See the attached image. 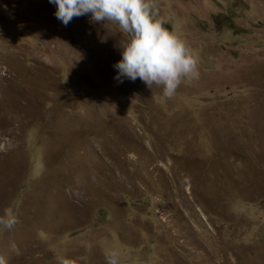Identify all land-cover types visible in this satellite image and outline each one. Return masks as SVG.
I'll return each instance as SVG.
<instances>
[{"label":"rangeland","instance_id":"374dc122","mask_svg":"<svg viewBox=\"0 0 264 264\" xmlns=\"http://www.w3.org/2000/svg\"><path fill=\"white\" fill-rule=\"evenodd\" d=\"M158 6L199 57L171 99L115 79V25L0 0L6 264H264V0Z\"/></svg>","mask_w":264,"mask_h":264},{"label":"clouds","instance_id":"9594fccd","mask_svg":"<svg viewBox=\"0 0 264 264\" xmlns=\"http://www.w3.org/2000/svg\"><path fill=\"white\" fill-rule=\"evenodd\" d=\"M56 6L55 16L67 26L74 18L90 14V21L116 26L120 33L118 47L121 59L113 67L115 79L122 82L141 80L149 89H161L163 98L175 96L181 84L200 79L198 55L186 42L165 27L158 0H49ZM18 216L11 208L0 214V229L11 231ZM105 264H120L115 248L103 249ZM0 264H6L0 256ZM56 264H76L75 260L57 254Z\"/></svg>","mask_w":264,"mask_h":264},{"label":"bare ground","instance_id":"6f19581e","mask_svg":"<svg viewBox=\"0 0 264 264\" xmlns=\"http://www.w3.org/2000/svg\"><path fill=\"white\" fill-rule=\"evenodd\" d=\"M123 131H124V132H127V133L130 132L128 128L125 129V130H123ZM236 151H237L238 153L242 154L243 156H245V154H244V152H243V145H242V144L239 145V146L236 148ZM148 153H149V159H152V160H153V159H155L156 156H157V152H156V150H154L152 153L148 151ZM260 264H263V263L260 262Z\"/></svg>","mask_w":264,"mask_h":264},{"label":"water","instance_id":"95a60500","mask_svg":"<svg viewBox=\"0 0 264 264\" xmlns=\"http://www.w3.org/2000/svg\"><path fill=\"white\" fill-rule=\"evenodd\" d=\"M165 27H167L171 32H172V27L169 25V24H167L166 22H165V25H164Z\"/></svg>","mask_w":264,"mask_h":264}]
</instances>
